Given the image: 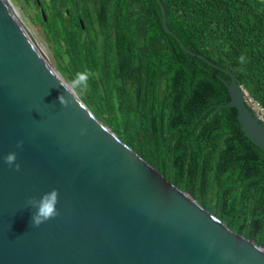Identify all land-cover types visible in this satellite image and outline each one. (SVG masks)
I'll list each match as a JSON object with an SVG mask.
<instances>
[{"label":"water","instance_id":"1","mask_svg":"<svg viewBox=\"0 0 264 264\" xmlns=\"http://www.w3.org/2000/svg\"><path fill=\"white\" fill-rule=\"evenodd\" d=\"M210 65L206 57L186 48ZM43 20L44 13L39 8ZM56 56L25 0H0V264H264V245L228 227L65 94ZM230 101L244 134L264 151V124ZM56 77H54V76ZM83 133V134H82ZM23 148H17L18 141ZM17 153L20 171L2 157ZM59 190V215L32 226L29 197Z\"/></svg>","mask_w":264,"mask_h":264},{"label":"trees","instance_id":"2","mask_svg":"<svg viewBox=\"0 0 264 264\" xmlns=\"http://www.w3.org/2000/svg\"><path fill=\"white\" fill-rule=\"evenodd\" d=\"M76 93L116 135L228 227L264 245V151L236 120L230 71L264 108L261 0H25ZM39 8L44 13L43 20ZM245 56L244 63L240 57ZM247 105V104H246Z\"/></svg>","mask_w":264,"mask_h":264},{"label":"clouds","instance_id":"3","mask_svg":"<svg viewBox=\"0 0 264 264\" xmlns=\"http://www.w3.org/2000/svg\"><path fill=\"white\" fill-rule=\"evenodd\" d=\"M245 56L240 57V62L244 63ZM54 76V75H53ZM93 76V73L87 69L83 71H78L75 73L74 77L67 83L57 79L59 86L63 87L65 94H61L58 97L60 104L63 107H68L70 103L75 101L78 103L75 96L77 90H83L89 87L90 80ZM79 104V103H78ZM83 134V133H82ZM24 141H18L17 148H23ZM3 162L6 163L10 168L14 166L16 171H20L21 164L17 162V153L10 152L6 156L2 157ZM59 203V190L52 189L49 192L44 193L40 198L35 196L29 197L25 202V208H34L36 209L33 212L31 223L34 227H39L43 223H46L48 220L55 218L59 215L57 204Z\"/></svg>","mask_w":264,"mask_h":264},{"label":"built area","instance_id":"4","mask_svg":"<svg viewBox=\"0 0 264 264\" xmlns=\"http://www.w3.org/2000/svg\"><path fill=\"white\" fill-rule=\"evenodd\" d=\"M261 1L264 2V0H261ZM244 102L245 104H247V107L250 109V111L256 117V119L260 123L264 124V108L261 105H259L257 102L250 99V97L247 94H246V99L244 100Z\"/></svg>","mask_w":264,"mask_h":264},{"label":"rangeland","instance_id":"5","mask_svg":"<svg viewBox=\"0 0 264 264\" xmlns=\"http://www.w3.org/2000/svg\"><path fill=\"white\" fill-rule=\"evenodd\" d=\"M27 5H28V7H29V9H30V11H31V14H32V9H31V6L27 3ZM36 24V26H37V28L40 30V32H41V29H40V27H39V25L37 24V23H35ZM42 33V32H41ZM53 61H54V58H53ZM54 64H55V62H54Z\"/></svg>","mask_w":264,"mask_h":264},{"label":"bare ground","instance_id":"6","mask_svg":"<svg viewBox=\"0 0 264 264\" xmlns=\"http://www.w3.org/2000/svg\"><path fill=\"white\" fill-rule=\"evenodd\" d=\"M245 99H246V94H245V92L242 91V100H243V102H244Z\"/></svg>","mask_w":264,"mask_h":264}]
</instances>
